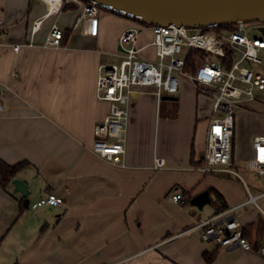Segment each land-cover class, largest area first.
Instances as JSON below:
<instances>
[{"label": "crops", "instance_id": "1", "mask_svg": "<svg viewBox=\"0 0 264 264\" xmlns=\"http://www.w3.org/2000/svg\"><path fill=\"white\" fill-rule=\"evenodd\" d=\"M48 9L44 0H0V82L6 88L0 98V160L27 161L16 178L29 188L25 197L13 183L0 185V264H207V252H215L209 264H264L256 251L202 241L201 229L194 228L218 212L215 191L229 207L259 193L240 173L233 180L199 169L212 96L188 80L173 104L158 100L153 87H135L125 166L104 160L92 150L95 126L109 112V102L96 95L99 67L121 60L120 37L136 25L105 10L97 33L87 35L74 28L82 9L78 0ZM38 19L41 27L32 35ZM54 23L65 33L59 48L44 46ZM154 38L151 28H142L137 46L144 58L157 60ZM248 114L247 126L241 118L235 123L232 163L238 146L252 156L253 137L264 135L252 119L256 114ZM156 157L164 167H155ZM205 190L211 200L198 208L191 200ZM50 191L64 203L30 207ZM175 191L187 202L171 201ZM262 198L236 211L244 225L254 222L255 247L264 237L256 226L264 213Z\"/></svg>", "mask_w": 264, "mask_h": 264}, {"label": "built area", "instance_id": "2", "mask_svg": "<svg viewBox=\"0 0 264 264\" xmlns=\"http://www.w3.org/2000/svg\"><path fill=\"white\" fill-rule=\"evenodd\" d=\"M44 1L48 3V12H53L55 6L59 8L64 3V0ZM78 1L82 9L74 28L80 27L84 34L95 35L99 6ZM41 24V19L33 22L32 35L38 32ZM145 26L151 28L155 35L151 44L156 47L157 60L141 55L142 48L137 46L141 29L133 26L120 37L121 60L99 67L96 95L100 100L109 102V112L95 126L96 138L92 150L108 162L125 166L123 155L126 152L130 102L135 87H153L155 96L161 100L165 95L175 96L181 82L188 80L197 90L213 98L206 150L199 169L204 173H236L228 167L232 164L236 123L234 107L249 110L251 108L247 104L264 102V97L258 95V92L264 91V59L260 56V53L264 55V38L251 36L243 21L223 30L175 24ZM64 36L63 29L54 23L44 46L59 48L63 45ZM5 89L0 82V98ZM252 148L254 153L248 167L264 175V135L253 137ZM164 166V159L156 157L155 167ZM261 197H264V190L257 195L250 193L245 202L199 220L194 228L201 229L204 242H214L223 248L256 251L264 258V237L263 242L255 247L245 235L244 224L236 215L239 208L257 203ZM169 199L176 203L187 202L186 197L176 191L169 194ZM63 203L62 196L50 191L29 205L38 208Z\"/></svg>", "mask_w": 264, "mask_h": 264}, {"label": "water", "instance_id": "3", "mask_svg": "<svg viewBox=\"0 0 264 264\" xmlns=\"http://www.w3.org/2000/svg\"><path fill=\"white\" fill-rule=\"evenodd\" d=\"M111 12L151 25L175 24L185 27L233 25L239 21H264V0H81ZM164 100H176L165 95ZM14 191L27 197L28 184L14 178ZM211 200L205 190L194 196L191 203L202 208ZM28 205V198L25 199Z\"/></svg>", "mask_w": 264, "mask_h": 264}, {"label": "rangeland", "instance_id": "4", "mask_svg": "<svg viewBox=\"0 0 264 264\" xmlns=\"http://www.w3.org/2000/svg\"><path fill=\"white\" fill-rule=\"evenodd\" d=\"M99 11L100 12L105 11V9L99 7ZM121 16H124V15H121ZM126 18H128V17H126ZM131 21L136 26H138L141 30L145 25H148V24H145L141 21H136L133 19H131ZM246 27L249 29L251 36L254 35V36L264 38V21L246 22ZM253 27H259V29L254 30ZM260 56L264 59V55L262 53H260ZM258 95H261L264 97V91L258 92ZM165 101L168 103H171V104H173L175 102L173 100H165ZM247 105L251 109L243 110V109H240V106L234 107V109H235V122L241 118V119H244V121L246 122L245 124L247 126V123L249 122V115H251L248 113H255L256 115L253 116L252 119L254 121L259 122L264 127V102L257 101L255 103H249ZM252 157H253V155L248 156L246 152H244V151L242 152L240 146H238L236 149V160H234V162L228 166L232 170L236 171V173L222 172V173H214V175L221 176L222 178H226V179L236 180L237 178H240L239 177L240 176L239 173H240L244 177V179L249 183L251 190L256 194V193L264 190V175H261L257 171L250 169L248 167V161ZM247 194H246V197L249 196ZM258 202L263 207V210H264V198L260 199ZM209 206H210V204L207 205V208H210ZM260 213H261V216L264 218V213H262V212H260Z\"/></svg>", "mask_w": 264, "mask_h": 264}, {"label": "trees", "instance_id": "5", "mask_svg": "<svg viewBox=\"0 0 264 264\" xmlns=\"http://www.w3.org/2000/svg\"><path fill=\"white\" fill-rule=\"evenodd\" d=\"M105 10H107V9H105ZM107 11H109V10H107ZM145 24H147V23H145ZM148 25H151V24H148ZM230 27H231L230 25H222V26H213V27H208V28L223 30V29L230 28ZM234 134H235V131H234ZM233 144H234V137H233ZM233 152H234V148L232 151V161L234 159L233 158ZM27 163L28 162L25 161V162L19 163L17 165H11V164H8L7 162L3 161V160H0V185L4 189H7V187L12 183L13 179L16 178L18 170ZM201 164H203V162ZM215 195H216V200L214 201V204L217 207V211L220 212V211H224V210L228 209L229 205L224 200L223 195L218 191H215ZM21 205L24 207V204L22 202H21ZM256 226H257V230L259 233L264 232V218L262 216H260V218L258 219ZM253 227H254V222H252L248 225H244L245 235L249 238H251V232H252ZM1 242H2V239H0V244H1ZM214 257H215V252L205 253L206 263L209 264L210 262H212ZM15 264H19V263L17 262Z\"/></svg>", "mask_w": 264, "mask_h": 264}, {"label": "bare ground", "instance_id": "6", "mask_svg": "<svg viewBox=\"0 0 264 264\" xmlns=\"http://www.w3.org/2000/svg\"><path fill=\"white\" fill-rule=\"evenodd\" d=\"M52 4L54 5V2Z\"/></svg>", "mask_w": 264, "mask_h": 264}]
</instances>
